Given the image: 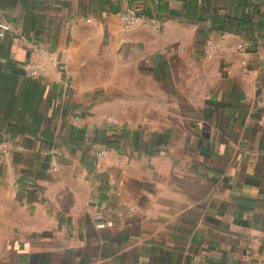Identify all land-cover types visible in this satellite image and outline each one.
Listing matches in <instances>:
<instances>
[{"label": "crops", "instance_id": "obj_1", "mask_svg": "<svg viewBox=\"0 0 264 264\" xmlns=\"http://www.w3.org/2000/svg\"><path fill=\"white\" fill-rule=\"evenodd\" d=\"M0 24V264H264V0H0Z\"/></svg>", "mask_w": 264, "mask_h": 264}, {"label": "built area", "instance_id": "obj_2", "mask_svg": "<svg viewBox=\"0 0 264 264\" xmlns=\"http://www.w3.org/2000/svg\"><path fill=\"white\" fill-rule=\"evenodd\" d=\"M120 17L124 23L125 26H131L134 23L137 22H146L147 21V16L143 13V11L135 6H128L125 7L120 11ZM155 27H158V24H154ZM7 26L5 24H0V29L1 31L4 30ZM0 31V34H2ZM238 49L241 53L246 52V48L242 43L238 44ZM243 74H247V67H246V62H243ZM44 67L39 64H34L31 63L28 65V67H25V74L29 77H35L38 76L43 72ZM2 150L6 154L8 153V144L6 141L1 142ZM101 154H104V151L100 152Z\"/></svg>", "mask_w": 264, "mask_h": 264}]
</instances>
